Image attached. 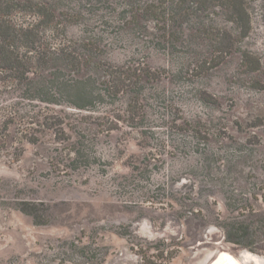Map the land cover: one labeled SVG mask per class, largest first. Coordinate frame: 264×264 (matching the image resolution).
Wrapping results in <instances>:
<instances>
[{
	"label": "rangeland",
	"instance_id": "374dc122",
	"mask_svg": "<svg viewBox=\"0 0 264 264\" xmlns=\"http://www.w3.org/2000/svg\"><path fill=\"white\" fill-rule=\"evenodd\" d=\"M49 1L81 13L67 34L90 37L94 59L139 63L159 79L143 84L138 120L123 97L92 110L53 106L65 121L60 138L46 131L19 144L11 129L0 144V264H209L219 252L264 264L258 5L249 35L238 39L261 60L251 72L239 52L210 67L215 43L195 21L170 42L152 21L146 32L105 25L100 15L111 22L114 14L106 0ZM204 23L218 34L233 30L219 17ZM24 202L41 222L20 210ZM239 223L251 228L235 243Z\"/></svg>",
	"mask_w": 264,
	"mask_h": 264
},
{
	"label": "trees",
	"instance_id": "16d2710c",
	"mask_svg": "<svg viewBox=\"0 0 264 264\" xmlns=\"http://www.w3.org/2000/svg\"><path fill=\"white\" fill-rule=\"evenodd\" d=\"M106 1L114 14L110 15L111 22L107 15H100L107 18L105 25L130 33L144 26L143 32H146L144 23L152 21L154 28L168 33L171 42L183 23L195 21L202 24L196 30L215 43L214 55L209 58L210 67L239 52L246 70L258 72L261 69V60L249 50L238 47V39L244 40L252 29L255 3L264 19V0ZM72 8L74 10L64 11L49 0H0V144L3 146L11 129L19 144L37 143L46 131L59 138L64 136V117L53 106L92 110L124 97L131 120H138L143 84L159 79L157 71L139 63L123 68L94 59L90 37L73 39L67 34L68 24L77 22L78 13L81 14L76 7ZM214 17L231 23L233 30L224 29L226 34L209 30L204 22ZM187 122L184 120L180 126H189L199 133ZM29 206L30 203L24 202L20 210L41 222V215ZM239 224L229 236L235 243H241L243 231L251 228V224Z\"/></svg>",
	"mask_w": 264,
	"mask_h": 264
},
{
	"label": "bare ground",
	"instance_id": "6f19581e",
	"mask_svg": "<svg viewBox=\"0 0 264 264\" xmlns=\"http://www.w3.org/2000/svg\"><path fill=\"white\" fill-rule=\"evenodd\" d=\"M209 264H242L239 259L229 252H219Z\"/></svg>",
	"mask_w": 264,
	"mask_h": 264
},
{
	"label": "water",
	"instance_id": "95a60500",
	"mask_svg": "<svg viewBox=\"0 0 264 264\" xmlns=\"http://www.w3.org/2000/svg\"><path fill=\"white\" fill-rule=\"evenodd\" d=\"M216 257V256H215Z\"/></svg>",
	"mask_w": 264,
	"mask_h": 264
}]
</instances>
